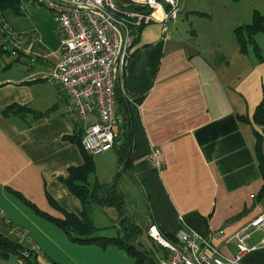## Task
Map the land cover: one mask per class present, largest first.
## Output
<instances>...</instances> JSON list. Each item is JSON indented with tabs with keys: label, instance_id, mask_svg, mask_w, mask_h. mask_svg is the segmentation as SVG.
<instances>
[{
	"label": "crops",
	"instance_id": "0c3cea01",
	"mask_svg": "<svg viewBox=\"0 0 264 264\" xmlns=\"http://www.w3.org/2000/svg\"><path fill=\"white\" fill-rule=\"evenodd\" d=\"M177 23L169 24L166 37L157 22L144 25L118 78V130L129 127L134 145L133 162L117 183L127 215L146 234L154 252L163 256L165 249L148 237L152 222L165 235L175 236L181 226L209 234L224 254H232L236 244L225 243L226 237L264 209L256 152L259 129L252 121L254 108L264 101V60L253 51L242 54L239 45L230 55L222 49L219 59L202 50L199 41L189 51L182 44L184 37L175 36ZM41 40L32 44L27 57L34 54L43 64L44 71H35L42 77L0 78V233L23 249L29 240L37 242L42 253L30 257L37 264H135L121 246L71 241L62 228L10 190L56 217L63 212L50 205L47 192L70 212L81 208V200L60 178L71 165L83 164L80 146L69 137L77 129L83 132L94 116L79 119L69 96L45 79L59 59L60 46L51 50L49 39ZM11 103L54 110L43 117H33L32 112L5 116L2 110ZM261 139L264 153V134ZM121 146L116 139L112 148L93 155L96 172L91 182L110 183L116 172L115 151ZM153 148L165 161L160 170L149 164ZM110 213L118 215L117 210ZM263 238L264 225L246 237L252 249L245 252L244 263L264 264V246L259 245ZM18 256L1 258L0 264H30L20 263Z\"/></svg>",
	"mask_w": 264,
	"mask_h": 264
},
{
	"label": "built area",
	"instance_id": "2783aa9c",
	"mask_svg": "<svg viewBox=\"0 0 264 264\" xmlns=\"http://www.w3.org/2000/svg\"><path fill=\"white\" fill-rule=\"evenodd\" d=\"M49 9L59 24V59L50 67L45 79L58 84L78 113L79 119L94 116L85 122L82 146L93 155L112 148L119 136V119L115 107L118 78L129 62L133 42L140 28L157 22L164 37L169 24L177 22L181 9L179 0H34ZM0 35L3 46L13 51L32 52L36 41L33 34L16 31L0 10ZM36 56L30 59L36 61ZM123 87V82L121 81ZM149 164L156 169L164 160L158 148L148 153ZM264 225V209L250 223L227 236L224 242H234L236 251L224 254L209 234L181 226L173 240L164 236L152 222L147 228L148 237L165 253L159 264H246L245 252L250 248L245 241L252 232ZM23 237V236H22ZM264 246V238L259 243ZM255 247V246H253ZM41 254L39 244L29 240L22 249L20 263L30 253Z\"/></svg>",
	"mask_w": 264,
	"mask_h": 264
},
{
	"label": "trees",
	"instance_id": "16d2710c",
	"mask_svg": "<svg viewBox=\"0 0 264 264\" xmlns=\"http://www.w3.org/2000/svg\"><path fill=\"white\" fill-rule=\"evenodd\" d=\"M22 1L23 0H0V10L4 12L5 8H12L13 10L16 9L19 11L20 3H22ZM141 28L140 31H138V34L141 32ZM233 31L234 37L237 39L239 45L238 50L241 51L242 54L251 50L255 56H257L259 61L264 60V47L262 48L257 42V38H255L257 32L262 31L264 33V12H261L255 8V10H253L252 20H250V22L243 23V25H236ZM0 45V49L2 51L8 49L3 46V42ZM119 87L120 86L115 89V94L117 97H121L119 94ZM52 110H54L53 106L40 111L35 110L32 107L29 108L26 104L11 103L6 105L2 111L5 116L10 114L24 116L27 112H32L34 115L33 117H43L44 115L50 114ZM252 114V121L259 129H255V135L257 139V162L260 167V174L263 177V183L259 193V195L262 196L264 195V153L260 149V142L264 134V101H261L258 106L254 108ZM240 117L243 119V121L250 120L247 115H240ZM120 132L118 138L116 139L120 141V145L122 146L117 148V151H115L118 164L114 177H112L110 183L100 182L98 180L91 182L89 180L90 175L95 174L96 172L93 154L85 149L81 144V140L83 139L84 135L81 129H77L72 133V135H70L69 139L80 146L81 156L82 159H84V162L82 165H71L67 170L68 174L65 177H61L60 179L65 185L68 186L70 192L81 200V208L79 211L70 212L69 210H66L64 207L59 205L56 199L47 192L46 198H48L49 202L51 203L50 205L56 208V210H61L63 212V216L56 217L37 208L35 203H32L29 199L22 195V193L20 194L18 190H15L11 187L10 190L13 191L19 199L30 204L31 208L39 211V213H42L45 217H47V219L51 220L53 223L57 224L58 227L62 228V230L67 235H69L70 240L73 242L75 241L82 244L94 243L99 247H107L109 245L115 244L126 249L128 254L135 259V264H159V261H157L154 257V250L151 247L146 248L145 245L137 240L142 233L141 228L139 225L133 223V221L130 220L129 216L127 215V208H125L124 204L125 198L119 190V185L117 182L122 176L123 172L126 171V169L129 168L133 162L131 151L133 150L134 145V134L129 129V127H126L125 130ZM120 136H123V138ZM92 203L100 204L106 207L112 206L117 210L118 215L116 221L117 225L119 226L117 228V234L112 235V237H108L107 235L103 234H95V232L98 230V227L95 225V222H93L91 217ZM164 236L171 240L175 238V236H172L171 234H164ZM159 247L162 248L161 246ZM22 249L23 246L18 242H14L0 233V258L10 257L11 254H17L21 256ZM33 255L34 253L31 252L29 256L25 258L27 259L26 262H29L30 264H37L33 261V258H30Z\"/></svg>",
	"mask_w": 264,
	"mask_h": 264
},
{
	"label": "rangeland",
	"instance_id": "374dc122",
	"mask_svg": "<svg viewBox=\"0 0 264 264\" xmlns=\"http://www.w3.org/2000/svg\"><path fill=\"white\" fill-rule=\"evenodd\" d=\"M179 3L181 5L177 20L179 29H176L175 36L184 37L182 44L187 46L189 51H193L195 41H199L202 50L208 51L213 49L214 53H208L207 51L206 53L217 59L222 55V49H225L227 54L230 55L235 45H238L237 39H235L233 34L235 26L250 22L255 8L264 12V0H179ZM19 9L17 11L16 9L5 8V20L16 31L33 34L36 40L41 37L42 43H46V40L49 39L51 50L55 49L57 51L62 33H60L59 24L54 20L49 9L41 4H36L34 0H23L20 3ZM169 29L171 32L170 27ZM255 38H257V42L263 48L264 33L262 31L257 32ZM0 44H2L1 35ZM35 71H44V66L42 63L38 64V61L28 58L25 51H13L11 48L3 51L0 49L1 79L8 77L10 80H17V78L23 76H29L30 79L42 77V75L37 74ZM60 96L62 97L63 95L60 94ZM70 105L73 108L71 103ZM73 114L74 116L76 115L74 111ZM117 164L115 170L117 169ZM92 178H94L93 174H91L89 179L91 180ZM91 207L93 209L91 215L92 220L94 218L93 222L98 227L102 226L98 228L95 234H103L108 237L117 234V228L119 227L116 221L117 216L113 217L112 213H110L116 209L112 206L106 207L94 203H92ZM139 239L143 243L145 242V246H151L147 244L148 238L145 233H141ZM147 246L146 248H148ZM157 253L159 256H162V252L159 250L153 251L155 259L159 261ZM3 260H0V262Z\"/></svg>",
	"mask_w": 264,
	"mask_h": 264
}]
</instances>
